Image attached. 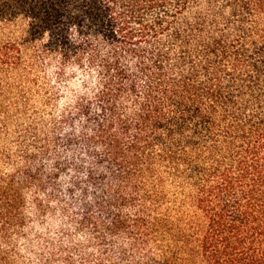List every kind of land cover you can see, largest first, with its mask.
<instances>
[{
    "label": "trees",
    "instance_id": "1",
    "mask_svg": "<svg viewBox=\"0 0 264 264\" xmlns=\"http://www.w3.org/2000/svg\"><path fill=\"white\" fill-rule=\"evenodd\" d=\"M61 50L103 88L57 117ZM27 190L62 223L41 264H264V0H0V264Z\"/></svg>",
    "mask_w": 264,
    "mask_h": 264
},
{
    "label": "clouds",
    "instance_id": "2",
    "mask_svg": "<svg viewBox=\"0 0 264 264\" xmlns=\"http://www.w3.org/2000/svg\"><path fill=\"white\" fill-rule=\"evenodd\" d=\"M87 23L86 20L85 24ZM89 35L93 38L96 37L90 32L88 35H82L76 24L70 25L67 30L68 41L76 46L79 45L74 41ZM39 40L49 42L50 33L45 31ZM78 51L70 59L69 57L65 59L61 50L59 55H49L41 61L39 75L48 89L49 96L53 97L49 111L54 116L59 117L66 108L75 105L81 97L92 100L103 88L100 65L94 63L87 52L77 61ZM22 195L25 199L24 215L28 218V222L19 232H13L8 247L14 249V258L17 264H41L40 257L52 251L48 242H56L59 239L58 233L62 223L60 219L53 220L51 213L44 215L45 223L36 220L34 217L37 215V208L36 204L32 202V190H27ZM55 215L60 217L61 214L57 211ZM72 232L74 234L70 238L64 237V246H83L84 254L97 251L89 246L93 239L90 234L77 232L74 228Z\"/></svg>",
    "mask_w": 264,
    "mask_h": 264
},
{
    "label": "rangeland",
    "instance_id": "3",
    "mask_svg": "<svg viewBox=\"0 0 264 264\" xmlns=\"http://www.w3.org/2000/svg\"><path fill=\"white\" fill-rule=\"evenodd\" d=\"M56 218H54L53 220H55ZM43 223H45V221L43 222Z\"/></svg>",
    "mask_w": 264,
    "mask_h": 264
}]
</instances>
